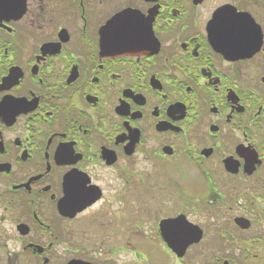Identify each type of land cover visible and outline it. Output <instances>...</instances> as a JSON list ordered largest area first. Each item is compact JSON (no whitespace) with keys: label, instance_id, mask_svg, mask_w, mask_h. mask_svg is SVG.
Returning <instances> with one entry per match:
<instances>
[{"label":"flooded vegetation","instance_id":"1","mask_svg":"<svg viewBox=\"0 0 264 264\" xmlns=\"http://www.w3.org/2000/svg\"><path fill=\"white\" fill-rule=\"evenodd\" d=\"M140 203L264 264V0H0V264H114Z\"/></svg>","mask_w":264,"mask_h":264},{"label":"rangeland","instance_id":"2","mask_svg":"<svg viewBox=\"0 0 264 264\" xmlns=\"http://www.w3.org/2000/svg\"><path fill=\"white\" fill-rule=\"evenodd\" d=\"M118 213L121 214L120 205L113 207ZM127 215H124L121 221L123 226L124 235L116 231L115 227L113 228L112 233L114 236H110L107 246L115 245L114 242L117 240L116 245H119L121 241L123 242V253L114 254V264H167V259L165 254L159 253L158 251L151 252L150 248L147 245L148 232L152 225L151 215L148 211L147 205L143 203L138 205V215L135 214V207L130 204L127 209ZM111 231V230H110ZM131 232H138L139 234L133 237ZM128 233L130 235H128ZM132 236V237H131ZM136 245L140 249L138 252L137 259L134 260L132 253L128 252L129 245ZM13 258V256H12ZM11 264H26L24 257H19L17 261H12Z\"/></svg>","mask_w":264,"mask_h":264},{"label":"water","instance_id":"3","mask_svg":"<svg viewBox=\"0 0 264 264\" xmlns=\"http://www.w3.org/2000/svg\"><path fill=\"white\" fill-rule=\"evenodd\" d=\"M168 221H163L160 223V233L163 240H169L172 244V249L178 258L183 256L185 248L188 243L183 242V236H181V231L175 226L169 227ZM69 264H78L77 262H71Z\"/></svg>","mask_w":264,"mask_h":264}]
</instances>
